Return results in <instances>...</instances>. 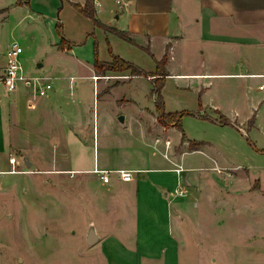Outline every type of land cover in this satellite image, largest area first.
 Masks as SVG:
<instances>
[{"label":"crops","instance_id":"obj_1","mask_svg":"<svg viewBox=\"0 0 264 264\" xmlns=\"http://www.w3.org/2000/svg\"><path fill=\"white\" fill-rule=\"evenodd\" d=\"M69 1L83 3L85 0ZM55 3L56 0H37L36 7L19 2L8 8L0 7V67L6 62L7 48L17 41L6 37L4 24L11 11L15 7L25 9L17 22L31 11L42 16L44 22L43 7L45 4L53 7ZM65 3L74 9L79 32L85 35L94 31L95 25L90 24L89 18L68 0ZM94 6L102 22L124 30L135 41L131 43L100 28L112 52L137 63L148 72L145 77L150 81V73L156 68L155 60L165 53L168 72L165 78L173 79L178 88L201 92L230 90L231 81L237 78L246 81L264 77V0H121L120 3L94 0ZM67 39L64 43L67 49L63 50L73 53L74 41ZM71 58L73 60L62 57L52 65L50 70L56 71L54 76L27 69L26 73L34 77L29 84L19 82L14 90L0 84V191L12 189L18 180L14 175L23 176L19 179L28 185L23 187L22 181L17 184V198L9 208L0 201V218L17 216V220H23L29 213L30 200L24 199L23 194L30 189V177L34 173H48L53 179L54 194L50 200L44 196L38 199L39 212L56 223L57 217L69 212L67 202L70 200L76 213L85 214L84 220L77 222L82 241L75 250H89V264H205L207 259L213 260L205 250H216L215 233L209 223L219 216L220 206L214 192L218 188L214 189L215 184H211L214 191H203L202 183L206 179L200 174L206 168L219 174L220 169L215 157L209 166L194 163L198 154H208L203 148L208 142L189 136L173 137L170 131L175 126L160 124L157 111L150 108H146L148 116L139 123L138 130L118 126L117 121L125 122V114H122L123 121L118 117L116 121L115 118L100 119L94 105L90 109L86 102L72 97L77 78H91L93 94H99L98 81L104 77L106 94L116 84L110 83L112 76L122 73V80L135 75L129 70L99 73L88 60L78 56ZM108 58L102 61H109ZM43 65L37 62L36 68L41 69ZM82 69L86 70L80 71ZM97 76L102 77L97 80ZM60 77L68 79L69 92H64L59 85L54 88V78ZM45 83H50V87L40 93L39 88ZM260 84L264 82L258 83V89L263 90ZM242 94H247L246 90ZM166 134L170 139L167 143ZM135 135L151 149L140 152L137 162L133 154L128 156L123 149L120 153L117 150L119 143ZM190 140L196 143L189 146ZM157 149L160 156L155 153ZM10 155H15L18 167L27 171L8 172ZM27 161L31 165L28 166ZM95 168L108 170V182L100 178ZM119 169L129 170L131 179L123 180ZM42 182L46 187V180ZM51 203L53 214L49 215L46 206ZM36 229L42 239L37 257L42 258L47 249L46 240L52 239L55 232L47 230L46 220L42 224L38 221ZM59 229L56 226V231ZM49 246L51 250L52 245ZM193 250H198L195 257L191 255ZM15 254L23 263L20 253ZM70 258L75 259V264L79 262L76 255ZM9 261L11 259L0 249V264Z\"/></svg>","mask_w":264,"mask_h":264},{"label":"rangeland","instance_id":"obj_2","mask_svg":"<svg viewBox=\"0 0 264 264\" xmlns=\"http://www.w3.org/2000/svg\"><path fill=\"white\" fill-rule=\"evenodd\" d=\"M66 1L56 0L54 4L56 6L53 7L45 4V8L43 7L44 22L42 16L38 17L32 11L29 16H25L22 21L17 22V19L25 12V9L17 7L5 20L7 39L9 41L17 40L23 49L20 59L24 73L28 69L50 73L54 76L56 71L50 70V68L62 57L72 59L71 56H78L94 64L95 45L97 57L100 60L108 57L111 59V47L101 33L100 27L93 26L94 31L85 35L82 31L79 32L74 19V9L66 5ZM15 2L17 0H0V7L8 8L14 6ZM36 2L37 0H29L28 4H22L36 7L38 6H34ZM63 4L64 7L61 8ZM58 22L61 24V31L56 29ZM90 24L92 25V22ZM62 36L66 40L70 37L74 41L71 44L73 53L71 50L66 52L57 47ZM143 56L146 60L151 61L147 54H143ZM37 62L44 63L41 69L36 68ZM132 63L137 65L134 61ZM105 71L109 70L105 69ZM105 71H99V73L104 74ZM99 77L102 76H97V80L100 79ZM123 77L122 73L115 77L112 76L109 79L110 83L116 84L111 86L110 92L106 94L103 92L105 89L104 77L101 78L103 80L98 81L99 94L96 92L93 94L91 78H77V84L74 86L75 96L72 97L77 101L86 102L90 109H92L91 105H94V110L100 113V119L115 118L116 121L120 114H125V122L117 121L118 126L120 128L132 126L133 129L138 130L139 123L148 116L146 108L156 110L157 94L153 90L154 75H152L151 81L143 74L121 80ZM67 80L62 77L54 78V88L59 85L63 87L64 92H69ZM259 82L263 83L264 77L249 78L246 81L237 78L231 81L230 90L221 88V90L210 89L201 92L199 89L178 88L173 79L165 78L160 89L166 111L185 112L180 119L181 129L185 135L208 142V145L205 144L203 147L208 154H198L194 163L209 166L213 163L212 157H215L219 165V174H214L217 171L209 170V168L200 174L201 177L204 174L206 179L202 183V186L203 184L205 186L203 191H210L211 184H215L214 189L218 188V191L212 190L217 195L216 199L220 201H217L220 206L217 213L219 216L217 215L211 223L208 222L211 230L215 233L216 250H205L210 259L214 257L210 261L207 259L205 264H264V89H258ZM245 90L247 94H242V91ZM220 113L234 123H220ZM158 122L162 124L159 120ZM167 125L165 124V126ZM170 135L179 137L181 130L173 127ZM137 136L128 138L126 142L119 143L117 147L119 153L123 149V152L128 156L133 154L135 162H137L140 152L151 151L139 141ZM169 140L167 136L165 141L169 142ZM156 143L158 145L161 143V137L157 139ZM164 146H167L166 143ZM178 146L180 145L178 144ZM189 146L192 144L189 143ZM156 151L155 153L160 156L159 150ZM34 174L30 177V189L23 194L24 199L30 200L29 213H26L23 220L21 218L17 220V216L0 218V236L3 243L0 249L11 259L8 264H75V259L71 260L72 258H70L75 255L79 260L77 264H89L90 251L75 250L82 241L77 225L84 220L85 214L76 213L71 208L69 200L67 202L69 203V212L66 215L61 218L57 217L56 223L52 219L48 220L45 214L39 212L41 209L37 206V201L43 196L49 200L53 198V179L48 173ZM14 176L18 180L14 182L12 189L0 191V201H3L1 205H7L8 208L9 204L14 201L13 199L17 198V184L22 181L19 177H23ZM44 179L47 182L46 187L42 182ZM22 184L23 187L28 186L24 181ZM230 204L231 206H229ZM46 210L47 214H53L52 203L50 206H46ZM45 220L49 228L47 230H54L56 239L55 235L52 239L47 238V249L41 256L42 258H38L37 247L42 239H39L36 228L38 221L42 224ZM56 226L58 229L60 228L58 231H56ZM74 229L75 232L72 233ZM49 235L48 233L47 237ZM57 240L58 243L55 245ZM50 244L52 245L51 250ZM197 251L193 250L191 255L195 257ZM17 252L20 253L19 256L23 257V263H20L19 258L16 257L15 253Z\"/></svg>","mask_w":264,"mask_h":264},{"label":"trees","instance_id":"obj_3","mask_svg":"<svg viewBox=\"0 0 264 264\" xmlns=\"http://www.w3.org/2000/svg\"><path fill=\"white\" fill-rule=\"evenodd\" d=\"M19 3H25L28 4L29 0H17ZM70 5L74 7L78 12H80L82 15L86 16L89 18L92 23L103 29L104 31H109L120 38L129 41L131 43H135V41L125 32L124 30L115 28L113 26H110L108 24H105L102 22L96 14L95 6H94V0H85L83 3L75 2V1H69ZM56 29L61 31V24L58 22L56 23ZM66 39L64 36H62L60 43L57 45L58 48L63 49L64 43ZM111 54V59L109 61H102L97 57L96 53V45H95V60H94V67L96 71L103 72L105 69L111 70V71H124V70H129L132 75H148V72L140 68L138 65L132 63L131 61H128L126 59H123L119 55L114 54L112 51H110ZM167 60V54L165 53L162 58L156 59V69L152 75H154V92L157 94V99H156V111H157V119L162 123V124H168L175 126L181 130V139H185L186 135L181 129V124H180V119L181 115L185 113L184 111L178 112V111H166L164 109L163 105V100L161 97L160 89L163 85L165 76L168 74L165 63ZM251 119V118H250ZM219 122L223 124H233L227 116L224 114H219ZM189 143L193 144L196 143L194 140H190ZM258 150H261L257 148Z\"/></svg>","mask_w":264,"mask_h":264},{"label":"built area","instance_id":"obj_4","mask_svg":"<svg viewBox=\"0 0 264 264\" xmlns=\"http://www.w3.org/2000/svg\"><path fill=\"white\" fill-rule=\"evenodd\" d=\"M120 3L121 0H115ZM23 51L21 45L17 41H13L11 45L6 50V62L4 66L0 67V84L5 86L8 90H14L19 82H24L29 84L34 77L24 73L23 66L21 63L20 55ZM50 87V83H45L44 87L39 88L40 93H44L46 88ZM264 84H260L259 88H263ZM168 141H166L167 143ZM11 167L8 169V172H23L27 171L26 168H19V161L15 155H10L8 158ZM99 173L100 178L104 182H108L109 175L108 170L103 169H94ZM120 177L123 180H130L132 175L131 172L127 169H119Z\"/></svg>","mask_w":264,"mask_h":264},{"label":"water","instance_id":"obj_5","mask_svg":"<svg viewBox=\"0 0 264 264\" xmlns=\"http://www.w3.org/2000/svg\"><path fill=\"white\" fill-rule=\"evenodd\" d=\"M118 119H119L120 121H123L124 116H123L122 114H120V115L118 116ZM26 164L29 166V165H31V162H30V161H27ZM89 235H90V237L92 236V232H91V230H90V232H89ZM90 239H91V238H90Z\"/></svg>","mask_w":264,"mask_h":264}]
</instances>
